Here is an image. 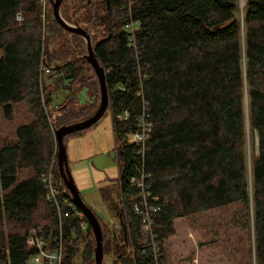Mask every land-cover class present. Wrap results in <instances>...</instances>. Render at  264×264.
I'll use <instances>...</instances> for the list:
<instances>
[{"label":"trees","instance_id":"16d2710c","mask_svg":"<svg viewBox=\"0 0 264 264\" xmlns=\"http://www.w3.org/2000/svg\"><path fill=\"white\" fill-rule=\"evenodd\" d=\"M71 5L63 0L60 8L67 21L91 36L104 34L92 41L122 141L116 158L123 177L118 200L110 187L100 192L122 220L118 256L132 246L131 264L152 262L134 212L138 188L130 182L142 171L160 206L154 229L167 264H264V0H247L243 22L235 0ZM131 20L139 24L134 35L125 28ZM0 50V106L10 118L14 104L25 101L33 116L0 147V264H28L37 252L27 243L34 234L51 247L62 243V264H78L80 254L95 261L96 238L60 173L55 135L100 105L86 40L58 23L49 0H0ZM84 88L90 99L78 104ZM246 96L259 139L251 179ZM145 113L153 127L143 148L128 137ZM22 170L29 175L19 181ZM50 170L59 207L47 199L43 176ZM96 215L106 250L108 236L116 240L119 232Z\"/></svg>","mask_w":264,"mask_h":264},{"label":"rangeland","instance_id":"374dc122","mask_svg":"<svg viewBox=\"0 0 264 264\" xmlns=\"http://www.w3.org/2000/svg\"><path fill=\"white\" fill-rule=\"evenodd\" d=\"M47 1L43 0L44 5L47 4ZM76 1L68 0L69 4L72 5ZM93 1L98 3L101 0ZM235 1L238 8L237 15L243 22L247 0ZM92 36L93 41H95L104 36V34L94 30L92 31ZM2 56L3 51L0 50V58ZM89 99L90 92L84 88L80 92L78 104L87 103ZM32 120L33 116L25 101L14 104V112L10 118L6 117L3 107L0 106V147L15 139V129L18 125L28 124ZM246 132L247 157L248 162H250L252 161V156L258 152L259 139L258 134L253 132L250 126ZM121 143V139L114 132L113 116L110 109H107L103 117L90 128L85 129L81 134L69 137L66 143L70 169L81 196L107 226L119 232L116 240L110 235L108 236L109 243H107L106 250L104 246V264H131L128 253L132 252V246L126 249L127 255L125 257L121 258L119 257L121 254L118 256L117 253V246L123 244L122 236L120 235L122 225L117 215V208L115 206L109 208L100 192L101 187H110L113 198L115 200L119 198V178L121 175L119 162L116 157L117 148ZM28 175V170H22L18 174V180L20 181ZM33 230L35 229H31V231ZM77 262L78 264H95V261H84L81 254L78 255Z\"/></svg>","mask_w":264,"mask_h":264},{"label":"built area","instance_id":"2783aa9c","mask_svg":"<svg viewBox=\"0 0 264 264\" xmlns=\"http://www.w3.org/2000/svg\"><path fill=\"white\" fill-rule=\"evenodd\" d=\"M17 19H22V14H17ZM138 22L131 20L125 24L126 30L130 31L133 35L138 29ZM126 112L121 117H127ZM152 122L150 117L145 113L140 116L138 121V129L129 135L128 141L137 143L139 146L145 147L147 140L152 133ZM141 148V151H143ZM148 176L142 171L139 174L132 176L130 182L133 186L138 188V202L134 205V212L141 217V233L144 244V253L152 255L151 264H167L164 258V253L161 249L160 241L157 239L155 233L154 224L157 213L160 210L159 204H157V197H153L150 191V185L146 182ZM43 182L47 188V199L49 202H58V187L56 186L51 170L44 174ZM84 213L80 212L82 217ZM81 226L85 228V223ZM34 234V230H33ZM29 247L37 248V252L32 254L28 258V264H62L63 261V245L61 242L55 247H51L48 240L45 237L38 236L36 234L31 235L27 240Z\"/></svg>","mask_w":264,"mask_h":264},{"label":"water","instance_id":"95a60500","mask_svg":"<svg viewBox=\"0 0 264 264\" xmlns=\"http://www.w3.org/2000/svg\"><path fill=\"white\" fill-rule=\"evenodd\" d=\"M51 5L53 7V13L58 21V23L67 31L79 34L84 37L87 44L88 52L86 54V58L92 64L93 68L99 79L100 84V92H101V101L98 109L92 114L90 117L68 124L63 125L56 129L55 135L57 139L58 145V163L60 173L64 180V183L68 190L71 192L72 199L74 204L85 214L88 219V223L90 224L95 238H96V247H95V264H103L104 260V241H103V231L102 225L99 221L98 216L93 211V209L84 201L79 188L75 182L72 171L69 165V157L67 152V144L64 141L65 136L72 132L82 131L87 128H90L94 123H96L99 119L103 117L109 105V91L106 82V75L104 67L99 63L93 46L92 36L87 32L82 26L77 23H71L67 21L61 14L60 8L63 0H50ZM248 96H246V130L249 128V114H248ZM249 166V176L252 178L251 173V161L248 162ZM123 177V175H121ZM121 220V219H120ZM122 222V220H121ZM126 235V229H125Z\"/></svg>","mask_w":264,"mask_h":264}]
</instances>
